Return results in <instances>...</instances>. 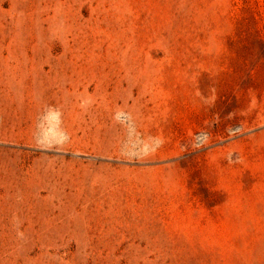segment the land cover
Listing matches in <instances>:
<instances>
[{
    "label": "rangeland",
    "instance_id": "374dc122",
    "mask_svg": "<svg viewBox=\"0 0 264 264\" xmlns=\"http://www.w3.org/2000/svg\"><path fill=\"white\" fill-rule=\"evenodd\" d=\"M0 264H264V0H0Z\"/></svg>",
    "mask_w": 264,
    "mask_h": 264
}]
</instances>
